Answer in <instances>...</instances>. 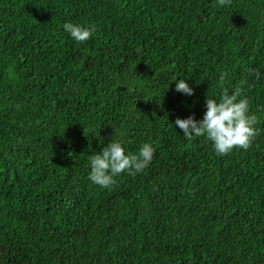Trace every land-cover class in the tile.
Instances as JSON below:
<instances>
[{
    "label": "trees",
    "instance_id": "obj_1",
    "mask_svg": "<svg viewBox=\"0 0 264 264\" xmlns=\"http://www.w3.org/2000/svg\"><path fill=\"white\" fill-rule=\"evenodd\" d=\"M223 88L259 133L217 156L175 120ZM115 130L155 155L103 189L88 156ZM0 264H264V0H0Z\"/></svg>",
    "mask_w": 264,
    "mask_h": 264
},
{
    "label": "clouds",
    "instance_id": "obj_2",
    "mask_svg": "<svg viewBox=\"0 0 264 264\" xmlns=\"http://www.w3.org/2000/svg\"><path fill=\"white\" fill-rule=\"evenodd\" d=\"M217 2L219 6H226L228 0H217ZM63 31L74 42L84 43L94 37L96 27L66 22L63 24ZM256 75L259 77L260 73L257 72ZM225 78L226 73L221 74V79ZM187 81L176 79L175 90L191 97L194 95V90ZM125 83L127 91L136 90L135 79L129 78ZM168 88L169 84H167ZM240 96L238 90L230 91L228 88H223L218 97L207 95L206 112L202 120H197L195 116L187 119L177 118L175 126L182 130L184 138L188 141L197 137H205L211 142L217 156L228 155L234 150L246 151L252 146L259 129L256 127L257 116L250 112L249 100L240 98ZM126 137V130L119 132L115 130V136L106 147L88 156L87 178L93 185L109 189L117 183V178L122 174L135 176L143 173L151 165L155 155L153 144L150 141L142 143L138 151L132 153L125 146ZM103 143L101 140V144Z\"/></svg>",
    "mask_w": 264,
    "mask_h": 264
},
{
    "label": "water",
    "instance_id": "obj_3",
    "mask_svg": "<svg viewBox=\"0 0 264 264\" xmlns=\"http://www.w3.org/2000/svg\"><path fill=\"white\" fill-rule=\"evenodd\" d=\"M118 89H119V90H124L125 87H123V86H119Z\"/></svg>",
    "mask_w": 264,
    "mask_h": 264
}]
</instances>
